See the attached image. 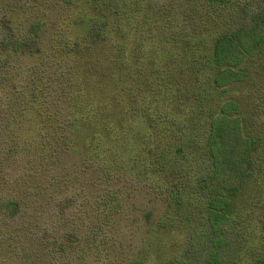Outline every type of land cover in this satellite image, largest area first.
Masks as SVG:
<instances>
[{"label":"trees","instance_id":"16d2710c","mask_svg":"<svg viewBox=\"0 0 264 264\" xmlns=\"http://www.w3.org/2000/svg\"><path fill=\"white\" fill-rule=\"evenodd\" d=\"M54 1L72 17L49 40L48 16L0 0V264H75L77 235L52 245L40 207L63 157L110 184L71 226L98 264H264V0ZM24 59L48 66L19 82ZM119 176L161 209L125 263L108 254Z\"/></svg>","mask_w":264,"mask_h":264},{"label":"rangeland","instance_id":"374dc122","mask_svg":"<svg viewBox=\"0 0 264 264\" xmlns=\"http://www.w3.org/2000/svg\"><path fill=\"white\" fill-rule=\"evenodd\" d=\"M7 1L12 3L14 8L22 10L24 15L39 14L43 16L44 19H46V16H48L52 21L46 31V36L49 40L52 39L55 32H58L63 23L60 26L57 24L62 19L64 21L66 18H68L70 21V18L72 17V12H67L62 6L57 5L54 0ZM28 3L33 4L34 7H27ZM22 4L27 5L25 7ZM38 61L39 60L36 62ZM36 62H29L28 59L21 61L19 65V82H21L23 78V82L25 83V80H27V71L31 68L40 67L43 70V67L46 68L48 66L43 64L44 62H41L37 64L42 66L32 67L36 64ZM45 70L51 75L54 74L52 76L51 82L53 85V90L55 87V92L52 93L53 102H59L62 104L60 98L64 91L59 90L55 84L56 80L54 79V76L62 75L63 71L55 64H51L49 69ZM60 106L61 112H65L64 115H66L67 110L65 109L64 105ZM61 126L63 129L64 125L61 124ZM92 166L93 165L87 166L86 163L82 164L80 160L72 159L70 157H63L54 163L53 171L57 177L60 176L63 187H61L59 191H55L54 186H51L49 189V195H45L47 203L41 204L40 206L41 209H47H43L42 213L44 214L45 219H47L45 224L48 226V232L50 236L49 242L52 245H55V240L65 237L64 234L68 229L71 230L73 234L77 235V238H79L78 234H81L79 232H81L82 229L77 232L74 231L71 226L74 225L75 228H78L79 230V225H81V223H87V221H90L89 219L93 218L89 213L86 212L85 208L88 206H96L98 195L104 192L101 191V188L105 185H110L103 181L104 178L99 171L94 172V168L92 170L89 169V167ZM37 173L41 174L39 171H37ZM112 179L113 182L111 186L119 189L123 193L125 200L121 212L116 211L117 214H112V217H116V220L112 219L108 222V234L110 239V249L108 254L114 256V259L117 261L125 263L127 260H129V258L133 257L138 249L141 248L148 234V229L151 225L145 218L146 212H148V210H152L155 214L154 218H157L158 214L161 212V209L156 203L150 204L148 202V191L144 187L140 185L135 187V184L132 181L125 183L124 177L122 176ZM57 194H61V196L64 195L65 202L62 206H59V200L61 197H57ZM96 219V222H98L99 218L96 217ZM96 222H88L89 224H87V226H90ZM69 235H66V237ZM67 239L70 241L68 244L69 258L72 261L71 258L74 257L75 264H79L78 262H80V264H98L100 262L99 260L101 253L100 249L96 248V245L93 247V250H89L87 252L86 250L80 248L78 244L80 238L77 241L76 239L73 240L74 242L71 241L70 238ZM100 241L101 238L99 237V240L97 241L98 245L100 244ZM150 264H155V262Z\"/></svg>","mask_w":264,"mask_h":264}]
</instances>
